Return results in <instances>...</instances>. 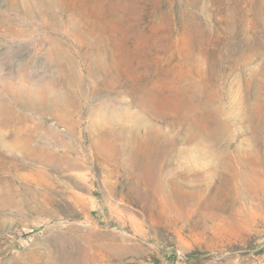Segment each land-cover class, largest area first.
<instances>
[{
  "label": "rangeland",
  "instance_id": "1",
  "mask_svg": "<svg viewBox=\"0 0 264 264\" xmlns=\"http://www.w3.org/2000/svg\"><path fill=\"white\" fill-rule=\"evenodd\" d=\"M0 264H264V0H0Z\"/></svg>",
  "mask_w": 264,
  "mask_h": 264
}]
</instances>
